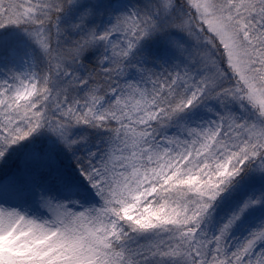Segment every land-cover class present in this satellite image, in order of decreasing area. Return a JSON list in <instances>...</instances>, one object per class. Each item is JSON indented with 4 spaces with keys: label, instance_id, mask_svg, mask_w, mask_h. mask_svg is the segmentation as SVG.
Here are the masks:
<instances>
[{
    "label": "snow or ice",
    "instance_id": "obj_1",
    "mask_svg": "<svg viewBox=\"0 0 264 264\" xmlns=\"http://www.w3.org/2000/svg\"><path fill=\"white\" fill-rule=\"evenodd\" d=\"M0 264H264V0H0Z\"/></svg>",
    "mask_w": 264,
    "mask_h": 264
}]
</instances>
